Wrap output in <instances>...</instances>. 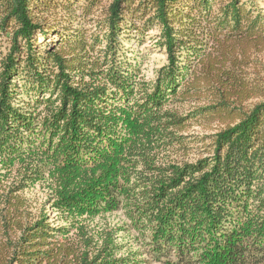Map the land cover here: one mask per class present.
I'll use <instances>...</instances> for the list:
<instances>
[{
    "label": "trees",
    "instance_id": "1",
    "mask_svg": "<svg viewBox=\"0 0 264 264\" xmlns=\"http://www.w3.org/2000/svg\"><path fill=\"white\" fill-rule=\"evenodd\" d=\"M150 25L167 51L154 84L125 51ZM0 27V264H142L111 236L92 255L76 222L121 207L158 261L264 264V80L249 70L264 0H0ZM192 119L216 131L176 162L194 146L173 128ZM44 179L70 227L21 224L19 192Z\"/></svg>",
    "mask_w": 264,
    "mask_h": 264
},
{
    "label": "rangeland",
    "instance_id": "2",
    "mask_svg": "<svg viewBox=\"0 0 264 264\" xmlns=\"http://www.w3.org/2000/svg\"><path fill=\"white\" fill-rule=\"evenodd\" d=\"M74 26H79L77 21L74 22ZM57 31L60 32V30ZM7 32V28L2 29L0 27V68L1 59L8 53L10 46L9 35ZM39 40H42V38ZM161 41L160 30L158 26L155 25L147 26L145 36H130V39L125 41V51H127L131 58H135L137 63H139L142 69V74L145 75V80L153 84L157 78V71L167 60V51L163 45L160 44ZM51 42L52 40L48 39L43 41L42 44L43 46H46ZM251 58L256 61L252 64L253 67L249 69L252 77L259 76L264 80V50L261 52L253 51L251 53ZM18 82L23 83L20 82V80ZM19 98L27 100V94L23 93ZM192 104H195V102L192 101ZM182 110L189 113L191 110L190 104L185 103ZM192 121L194 122L193 125L186 127L184 130H176L173 128L176 134L188 137V140H190L188 144L194 146L189 150V154H184L181 151L180 155L178 154V157L174 159L176 162H195L198 158L203 156L202 152L205 149V144H209L210 141L208 138L204 141L202 137L213 134L216 131V123L208 124L206 125V128H204L203 124H199L194 119H192ZM17 170L18 166L13 171L12 177L10 178L11 181L14 179L21 180V176L16 175ZM48 183L49 181L44 179L19 192V195L25 199L26 202L21 214L18 215L21 224L30 225L40 221L42 217L47 216L44 221L49 223V226L56 230L60 227L70 225V222H66L64 215L58 211L57 205H55L56 198ZM76 222L77 224L81 222L84 223L87 226V232H89L94 238L89 247L91 252H93L92 255L98 250L96 249L97 245H102L105 238L111 236L114 243L118 244L119 248H121L119 257L126 256L128 253H134L137 258L146 260L145 262H142V264H169L166 261L167 259L162 258L158 261L157 258H153L147 253V242L149 241L148 235H143L141 232L144 231V227L141 228V230H138V223L132 221L124 207H121L118 211L112 213L101 214L93 218L82 219V221ZM56 233L57 235L59 234L58 232ZM77 233V227H72L67 237L68 243H77L80 245L81 249H85V246L84 244H81L80 237ZM57 239L58 241H65V238L60 235H58Z\"/></svg>",
    "mask_w": 264,
    "mask_h": 264
}]
</instances>
